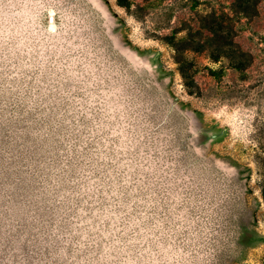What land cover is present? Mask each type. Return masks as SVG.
<instances>
[{"label":"rangeland","instance_id":"1","mask_svg":"<svg viewBox=\"0 0 264 264\" xmlns=\"http://www.w3.org/2000/svg\"><path fill=\"white\" fill-rule=\"evenodd\" d=\"M233 2L0 0V264H264V0ZM212 11L253 63L185 81L167 37Z\"/></svg>","mask_w":264,"mask_h":264},{"label":"trees","instance_id":"2","mask_svg":"<svg viewBox=\"0 0 264 264\" xmlns=\"http://www.w3.org/2000/svg\"><path fill=\"white\" fill-rule=\"evenodd\" d=\"M117 2L126 9H130L132 6V0H117ZM256 9L257 0H234L231 11L248 16ZM201 20L200 27L195 32L191 29L186 37L180 39H177L176 36L167 37L168 43L175 49L176 60L185 81L188 78V61L185 52L188 50L209 51L211 58L215 60L226 58L231 67L236 70L248 69L253 63V57L235 41L234 25L230 13L223 11L218 14L217 11H212L207 16L201 17ZM262 194L264 198V182Z\"/></svg>","mask_w":264,"mask_h":264}]
</instances>
